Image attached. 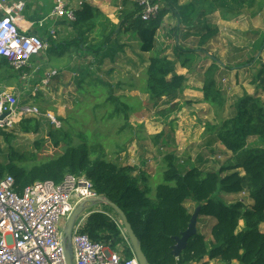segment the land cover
I'll return each mask as SVG.
<instances>
[{
	"label": "trees",
	"instance_id": "16d2710c",
	"mask_svg": "<svg viewBox=\"0 0 264 264\" xmlns=\"http://www.w3.org/2000/svg\"><path fill=\"white\" fill-rule=\"evenodd\" d=\"M152 1L158 4L162 2L163 5L156 19L150 22L140 20L139 8L135 3L124 6L119 25L115 27L102 16L110 30L108 34L106 31L99 34L94 47L83 44L82 30L100 14L94 13L90 5L83 3L75 12V22L72 23L79 34L72 42H66L65 46L67 50H74L76 56L80 52L95 55L103 49L108 54L111 46L116 45L114 30H130L139 41V51L151 54L142 70L138 90L148 96V103L155 108L159 104L169 106L181 98L187 79L176 73L175 64L178 62L183 69L190 71L196 58L194 50L185 51L177 45L173 50L176 58L172 61L153 53L156 34L166 15L175 21L171 34H176L179 29L192 32L198 26H203L198 44L203 46L218 32L216 27L203 23L209 15L218 13L222 21L230 22L247 13L256 15L263 10L261 5L264 3V0H191L179 5L178 0ZM259 44L264 46V40ZM216 70L217 65L213 63L205 72L203 102L215 110L217 119L215 125L208 127L209 133L231 155L227 160L229 164L221 166L216 172L199 168L188 170L178 165L173 153L166 154L161 166L163 182L156 186L151 199L131 177L133 169L122 165L120 158L106 160L98 143L68 146L59 153L60 143L65 142L68 136L59 131L48 133L47 141L51 146L36 143L35 152L12 153L2 157L0 179L11 177L15 190L20 194L35 182L59 184L67 175L85 176L98 196L106 198L124 213L149 264H206L203 262L205 259L214 264H264V233L259 230L264 224V106L256 97L244 94L233 103V115L223 118V98L216 88ZM13 71L0 58V84L13 80ZM96 82L102 83L98 79ZM252 82L258 83L257 87L264 92V67L261 64ZM102 85L109 87L106 83ZM104 99L103 103L114 105V112L108 114L109 119L120 111L126 115L128 108L124 104L110 94ZM178 104L159 114L166 117L174 109H180ZM19 128L23 134L39 133V124L34 120L22 121ZM59 135H62V141ZM163 138L164 133H160L152 140L159 143ZM49 151L54 153L49 154ZM221 194H244L251 204L247 206L242 200L229 203ZM189 202L199 207V216L215 220L210 230L211 242L207 244L205 237L197 233L187 241L180 256L175 258L172 255L174 238H179L188 227L191 215L185 205ZM99 206L102 210L88 211L83 232L92 242L103 243L110 250H115L121 243L120 230L111 218L116 215L107 206ZM240 222L242 227L239 229ZM124 258H130V249L125 251Z\"/></svg>",
	"mask_w": 264,
	"mask_h": 264
},
{
	"label": "rangeland",
	"instance_id": "374dc122",
	"mask_svg": "<svg viewBox=\"0 0 264 264\" xmlns=\"http://www.w3.org/2000/svg\"><path fill=\"white\" fill-rule=\"evenodd\" d=\"M132 1L135 3L134 0ZM181 1L188 2L185 0ZM159 6L161 7V5ZM261 6L263 10L258 11L256 15L251 16L247 13V15L241 16L243 22L240 27L243 32H235V30L230 28L222 27L219 25L218 18L214 13L209 15L207 24L211 27H216L218 32L204 47L198 46L197 38L188 43V46L195 45L193 50H195L196 58L191 67H196L202 73L205 68L207 69L212 59L216 63L222 64L237 55H241L244 58L247 57L249 60L256 59L257 52L251 53L250 47L254 45L257 39L258 41L259 39L260 41L264 40V3ZM171 21L167 22L166 26L170 30L173 29L174 25ZM218 26L220 29H218ZM35 28L38 32L41 30L36 25ZM238 33L241 36L238 37ZM123 34L121 37L124 36ZM164 34L159 38H155V44L159 46L162 41L166 44V39L163 37ZM169 43L172 42L170 41ZM58 44L49 40L45 52L33 57L21 71H13L15 74L14 79L0 84V88L9 90V92L18 96L21 105L32 103L40 111L51 113L60 123V129L54 130L49 121L42 120L40 123L37 122L39 124L38 134H23L19 128L20 124H18L11 134L4 133L0 135V160L6 155L10 156L12 153L35 152L36 143H42V146L47 143L46 145L51 146L50 142L47 141L48 133L61 131L68 136L65 143L62 141V135H59L62 141L57 150L59 153L63 152L68 146L98 143L104 151L106 160L115 161L120 158L121 163L127 164L130 161L131 164L135 165L138 169L135 173L136 177L141 174L156 173L155 176L163 179L162 171H158V169L162 166L163 157L171 151H176L173 154L176 155L175 158L177 157L178 165L185 166L188 170L195 165L192 159H198V157L205 161L204 166H201V168L206 167V170L203 171L216 172L221 166L229 164L227 161L228 156L225 152H221L223 149L213 140V135L209 133L206 127V123L213 125V113L214 122H217L215 110L212 107L213 113L208 107L199 108V110L194 109V107L185 109L183 108L185 104L182 106L178 104L179 110L174 109L166 117H162L159 112L164 109H171L173 105H176L177 101L169 106L159 104L155 108L148 103L147 96L138 90L143 64V62L141 64L139 62L142 59L146 61L151 54H139L137 50L139 42L135 34H130V54L127 55L125 53L118 56L115 60V65H110L107 61L102 65L92 63V61L90 63L84 56H76L74 50L67 51V56L62 52L58 57L55 54V50H51V46H59ZM88 44L89 46H95V43L88 42ZM170 53V58L175 59L176 55L174 52L173 56L172 51ZM244 54H246V57ZM258 55L261 57L262 66L264 67V49L259 51ZM253 66L254 69L247 71V73L256 74L260 65ZM63 67L66 70L69 69L68 71L72 74H77V77L72 76L66 79L60 76ZM48 69L56 71L57 75L48 78L46 76ZM22 74L26 75L25 81L19 78ZM43 79L49 80V87L45 91L34 92V95H32V89L35 86H38V88L42 87ZM96 79L108 84L110 88L103 87L102 83L96 82ZM196 79L201 82V76L200 79ZM69 81H75L74 85H69ZM85 87L96 89H92L93 92L85 96L84 91H82ZM77 89H79L78 92ZM251 89L253 91L252 94L259 93L260 98H256L264 106V92L258 91L259 88L256 90L254 86H251ZM242 92L228 89L222 91L223 118L233 115L232 105L237 100V98L234 100L233 98L240 96ZM76 94L84 96H76ZM109 94L128 108L125 112L126 115L122 113L123 111H120L118 115L108 118V114L114 112V105L103 103L105 101L104 98L109 96ZM252 97H255V95H252ZM106 105L107 107H105ZM120 108L122 109V107ZM218 120H221V118ZM161 132H165V137L160 141L161 143L157 142L154 143L156 145H153L152 138L158 136ZM178 145L183 148L178 150ZM53 153L54 151H49V154ZM150 155L155 159H159V161L151 163L148 168L143 165L139 166L141 158L144 159ZM161 181L163 182V180ZM226 199V202L228 201L229 203L242 200L247 206L251 204V201L244 194L232 195ZM210 225L205 224V231L198 227L199 234H203L207 238L213 227ZM259 230L264 233V224L259 227Z\"/></svg>",
	"mask_w": 264,
	"mask_h": 264
},
{
	"label": "built area",
	"instance_id": "2783aa9c",
	"mask_svg": "<svg viewBox=\"0 0 264 264\" xmlns=\"http://www.w3.org/2000/svg\"><path fill=\"white\" fill-rule=\"evenodd\" d=\"M73 0H53L50 14L37 23L39 28L49 18L75 22ZM139 8L142 22L155 20L161 7L152 0H134ZM25 2L0 0V58L16 72L26 67L27 62L47 50L48 45L37 35L21 27V14ZM31 24L28 23V27ZM54 36V32L50 31ZM56 71L48 70V78L56 76ZM26 80V75L19 77ZM49 80H42V87L35 86L34 92L45 91ZM2 116H4L2 118ZM49 121L54 130L60 123L49 112H42L32 103L21 105L18 96L0 88V135L11 134L22 121ZM92 183L85 176L64 177L61 183L51 181L35 182L20 194L14 188L11 177L0 179V264H66L62 246V229L75 208L88 199H94ZM96 211V210H95ZM94 211V212H95ZM83 214L74 224L71 234L72 264H138L131 246L127 242L120 220L116 221L121 236L129 245L130 258L99 242H92L83 232L86 218Z\"/></svg>",
	"mask_w": 264,
	"mask_h": 264
},
{
	"label": "crops",
	"instance_id": "0c3cea01",
	"mask_svg": "<svg viewBox=\"0 0 264 264\" xmlns=\"http://www.w3.org/2000/svg\"><path fill=\"white\" fill-rule=\"evenodd\" d=\"M10 1L15 2L17 0H10ZM22 1L25 2L26 9L21 14V16L23 18V20L20 21L21 27L24 29L28 28V32L33 33V34H37L46 44L49 42V40L59 43L58 44L59 46L54 45L51 50H55V54L58 57L60 56V54L62 52L65 53L67 56V51L70 52L72 50H67L65 43L66 42H72L76 38V36H78V34H79L78 31L72 26V23H69L65 19L49 18L44 23V26L42 28H39L37 26V23L39 21L45 19L50 14L52 7H53V0H22ZM185 1L189 2L191 0H185ZM83 3L90 5L93 8L94 13L100 14V16H98L95 21L89 22V24H87L86 26L83 27L82 33L84 36H83V39H81V40L83 41V44H87V46H89L88 42L96 43V41L98 39L97 37L99 36V34L101 32L106 31L107 34L109 33L110 29L108 27V24H106L105 21L103 20V18H101V17L103 16L106 20L109 21V23L112 26L115 27V26L119 25V20H121L119 17L121 15V12L123 11L124 6H129L130 3H133V1L132 0H73L72 1V7L75 10V12L81 8ZM178 4L179 5L185 4V2L178 0ZM159 5H161V7H162V5H163L162 2H159ZM214 15L218 18V23L220 26L230 28L231 30H235V32H243L241 27H240V25H242V22H243L242 21L243 16L240 17L237 21L226 22V21H222L220 19L218 13H214ZM207 18L203 22L205 25H207ZM166 19H168V20L166 21ZM170 20H172L171 22L174 23L172 28L175 27L174 19L170 15H166L163 18L161 28L158 30L159 32H157V34H156V37L159 38L164 33H166L163 36L166 39V44L164 43V41H162L161 45L158 46L157 44H155V42H156L155 41L153 53L159 55L160 57H166L167 59H170L172 61L174 59L170 58V54H171L170 52L172 51V56H173V50H174L176 45L179 49H182L185 51L195 49V45L188 46V43L192 42V40H195L197 38V40H198L197 44H199V37H200V34L203 33V26H198L192 32H187V31L179 29L176 31V34H171V32H170L171 30L166 27L168 24L167 22H169ZM28 23L31 24V26L28 27ZM35 25L38 27V29H41L39 32H38V30H36ZM92 25H93V27H92ZM218 29H220L219 26H218ZM50 31L54 32V36L50 35ZM122 33H124L123 37H121ZM113 34L115 37L114 40L116 41V45L111 46V52L110 53L105 54L104 53L105 49H103L102 51L101 50L98 51L95 55L85 53V52H80L78 54V57L84 56V58L86 60H89L90 63L92 61V63H97L99 65L104 64L106 61L110 65L111 64L115 65V60L118 58V56L124 55L125 53H127V55L130 54V34H133V33L130 32V30L127 32H123V31L121 32L119 29H115ZM239 36H241V34L238 33V37ZM212 39L213 38H211L205 45L199 46V47L206 46ZM170 41L172 43H169ZM167 43H169V44H167ZM259 43H260V39H259V41L257 39V41L254 43V45H252L250 47L251 53L257 52L256 53V59L249 60V59H247L246 54H244V56L246 58L242 57L241 55H237V56H234L232 58H229L228 62L226 61L222 64L219 62L216 63L211 58L212 60H210V63L208 64L207 69H209L213 63H215L217 65V70L215 71L216 88L220 92L222 98H223L222 91L226 90V89L243 91L240 96L234 97L233 100L236 98H237V100L242 98V96L244 94H247L248 96L255 95V97L260 98V95H258L259 93L252 94L253 91L251 89V86H254V88L256 90H258L257 83L255 82V84H253V82H252L254 74L247 73V71H252L254 69L253 65H256V66H258L260 64L262 65L261 57L259 55L257 56V54L259 53V51H262L264 49V46L263 45L260 46ZM138 46H139V44H138ZM138 46H137V50H138L139 54H142L139 51ZM91 47H94V46H91ZM158 48L160 49L159 51H158ZM203 53H205V52H203ZM96 55H97V58H96ZM143 55H147V54H143ZM148 58H147V60H148ZM147 60L143 61V59H142V61L139 62V64H141V62H143L142 70L145 68V66L147 64ZM248 65H250V66L247 67ZM245 66H246V68H244ZM54 69H56V68H54ZM205 69L203 70L202 73H200V71H198L196 69V67H191L190 71H188L185 68L183 69L178 62L175 64L176 73L178 75L185 76L187 79L186 88L182 91V94H181L182 99L180 98V99L176 100L177 103H179L181 106L185 104V106L183 108L186 109L188 107H194V109L199 110V108L203 109L205 107H208V108H210L211 112L213 113L212 108L203 102V93H202L203 74L205 75L204 71L207 70V69L206 70ZM48 70H51V69H48ZM68 70L69 69L66 70V68L63 67L60 76H63L66 79L71 78L72 76L77 77V74H72ZM200 76H201V82H199V80L196 79V78L200 79ZM248 76H250V77H248ZM246 77H247V79H246ZM74 82L75 81H69L68 84L73 86ZM247 82H249V83H247ZM92 89L93 88L85 87V89L82 91H84V95L87 96L89 93L93 92ZM78 91H79V89H77V92ZM258 91H261V90L259 89ZM84 95L76 94V96H81V97ZM147 99H148V96H147ZM162 100L164 101V98ZM183 100H184V102H182ZM69 109H71V107H69ZM212 117H213V125H215L216 122H214L215 121L214 113H213ZM213 125L206 123L207 129H208V127L213 126ZM161 133H164V137H165V132H161ZM213 140H214V138H213ZM155 143H157V142H155ZM217 144L219 147H221L223 149V150H221V152H225V154L228 156V159H229L231 157L230 153H228L224 149V147L222 145H220L218 142H217ZM153 145H156V144H154V142H153ZM160 147H162V146H160ZM182 148L183 147H181L180 145H178V147H177L178 150H180ZM174 152H176V151H171L170 153H174ZM192 160L195 163L193 168H199L201 170H206V167L201 168V166L203 167L205 164V161L201 160V157H198V159L193 158ZM158 161H159V159H155V158H153V156L150 155L144 159L141 158L140 165L138 163L137 164L139 166L143 165V166H145V168H148V166H151V163H155ZM121 164L124 166H129L130 168L134 169L135 172H132L131 177H133L137 181L138 188L146 191L147 195L151 199H153L154 193H155V188L157 185L162 183L161 180H163V179L159 178V176H155L156 173H153V174L146 173V174H141L139 177H136L135 173L138 171V169L135 167V165L131 164L130 161L127 164H125V163H121ZM180 164H182V163H180ZM158 171H161V168H159ZM221 196L226 201L227 200L226 198H230L232 195L221 194ZM185 207L188 208L190 215H192L194 213V211L196 210V206L190 202L186 203ZM95 210H101V208L100 207L89 208L84 214H88V211H95ZM112 218H115V217H112ZM205 224H207V225L211 224L210 226L212 227L215 224V220L213 218H210V217L198 216L197 225H196V229H197L198 234H199L198 227H200L201 230L205 231L204 230ZM240 227H242V222H240ZM203 236L205 237V235H203ZM205 241L207 244H209L211 242V236L209 235L207 238L205 237ZM126 250L129 251V245L127 244V242L124 240V238L122 236H121V243L116 247V249L115 250L109 249V251L117 252L118 254H120L123 257H124V253ZM130 252H131V250H130ZM203 262L206 264H214L211 261H207V259H205ZM190 264H202V263H190Z\"/></svg>",
	"mask_w": 264,
	"mask_h": 264
},
{
	"label": "water",
	"instance_id": "95a60500",
	"mask_svg": "<svg viewBox=\"0 0 264 264\" xmlns=\"http://www.w3.org/2000/svg\"><path fill=\"white\" fill-rule=\"evenodd\" d=\"M4 116H2L3 118ZM105 205L110 208L116 217L120 220L123 231L127 237L129 245L131 246L132 252L138 262V264H149L146 260V257L142 253L140 243L136 236L134 235L130 224L127 222V219L124 213L113 203H110L106 198L97 196L94 199H88L80 203L75 210L72 212L70 217L65 222L62 229V246L64 251V257L66 264H72L73 253L71 248V234L75 222L89 209L95 206ZM199 216V207L196 208L194 213L190 217L188 227L185 232L181 234L179 238H174L175 245L172 248V255L175 258H178L181 252L185 249L187 241L197 234V219Z\"/></svg>",
	"mask_w": 264,
	"mask_h": 264
}]
</instances>
